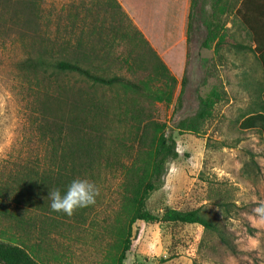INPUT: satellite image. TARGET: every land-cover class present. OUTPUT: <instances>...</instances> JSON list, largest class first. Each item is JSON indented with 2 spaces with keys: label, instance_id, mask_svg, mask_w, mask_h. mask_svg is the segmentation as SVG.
<instances>
[{
  "label": "rangeland",
  "instance_id": "rangeland-1",
  "mask_svg": "<svg viewBox=\"0 0 264 264\" xmlns=\"http://www.w3.org/2000/svg\"><path fill=\"white\" fill-rule=\"evenodd\" d=\"M38 1L40 33L56 45L68 42V57L75 55L73 48L78 44L84 49L94 45L88 29L96 16H103L107 0ZM19 29L0 19V182L25 164H47L42 159L50 152L39 130V87L32 75L19 71L18 64L31 54L28 38H18ZM204 37L205 31L193 34L171 102L155 103V118L165 124V134L176 140L178 157L168 161L163 185L151 194L147 206L155 214L167 207L204 208L219 222L236 251L199 224L138 221L124 264H264V223L257 222L253 212L257 203L264 201V136L238 128L242 117L259 100L264 76L250 51L233 48L234 42H245L247 38L237 24L222 32L224 43L217 51L200 46ZM115 45L110 54L126 52L122 43ZM108 70L110 74H125L116 66ZM62 80L70 84L79 79L73 75L63 76ZM213 88L219 98L211 104L198 130H179V121L196 113L198 97L207 96ZM96 95L106 100L122 96V91L97 86ZM104 124L111 136L124 134L122 122L107 119ZM121 162L126 163V158L122 157ZM121 169L116 163L102 165L86 177L96 184L99 195L77 220H66L58 232L42 239L30 232V240L26 241L39 247L33 251L38 261L115 264L118 229L125 216ZM215 188L229 199L227 214L208 198ZM9 226L8 221L0 222V239L12 235Z\"/></svg>",
  "mask_w": 264,
  "mask_h": 264
},
{
  "label": "trees",
  "instance_id": "trees-1",
  "mask_svg": "<svg viewBox=\"0 0 264 264\" xmlns=\"http://www.w3.org/2000/svg\"><path fill=\"white\" fill-rule=\"evenodd\" d=\"M195 1L192 0L193 7ZM211 1L210 16L200 17L206 28L200 46L220 49L224 43L221 30L231 13L232 26L237 24L247 36L245 42H234L233 48L250 51L264 76V0ZM105 4L103 16H96L88 29L94 45L84 49L78 44L73 48L75 55L68 57V42L56 45L40 33L38 0H0V19L16 24L20 27L18 38L29 40L31 54L18 66L25 75H32L39 87V130L50 146L49 157L42 159L47 164H25L0 182V222L8 221L9 228L14 229H10L11 236L0 239V264H42L33 255L39 247L26 241L30 240V232L42 239L50 232H58L66 220H77L86 208L76 209L71 216L51 211L47 197L50 189L63 192L73 179L86 178L97 167L115 163L122 168L125 208L118 229L115 264H124L133 226L138 221L199 224L236 251L219 222L210 218L204 208L167 207L161 214L148 208L151 194L163 185L168 161L178 157L176 140L165 134V124L155 118V103L171 102L177 79L117 1L107 0ZM203 12V7L199 8V13ZM116 42L122 43L126 52L110 54ZM99 53L102 57H98ZM110 66L125 74L108 73ZM73 75L79 80L70 84L62 80L63 76ZM185 80L183 76L182 83ZM97 86L120 88L122 96L105 100L96 95ZM258 95L259 100L242 117L238 128L264 136V87ZM218 98L214 88L207 96H199L196 113L180 120L177 128L197 131ZM107 119L122 122L124 134L111 136L105 129ZM122 157L126 163L121 162ZM208 198L227 214L230 202L220 188L210 190Z\"/></svg>",
  "mask_w": 264,
  "mask_h": 264
},
{
  "label": "crops",
  "instance_id": "crops-1",
  "mask_svg": "<svg viewBox=\"0 0 264 264\" xmlns=\"http://www.w3.org/2000/svg\"><path fill=\"white\" fill-rule=\"evenodd\" d=\"M175 77L183 73L187 48L195 32L205 31L201 15L212 13L211 0H116ZM203 7V13L199 8ZM225 14L223 15V19ZM232 14L222 32L231 30ZM213 45V44H212Z\"/></svg>",
  "mask_w": 264,
  "mask_h": 264
},
{
  "label": "clouds",
  "instance_id": "clouds-1",
  "mask_svg": "<svg viewBox=\"0 0 264 264\" xmlns=\"http://www.w3.org/2000/svg\"><path fill=\"white\" fill-rule=\"evenodd\" d=\"M98 195L99 189L93 181L87 178H76L63 192L59 188L50 189L47 197L51 211L71 216L76 209L94 204ZM253 212L257 222L264 223V201L258 202Z\"/></svg>",
  "mask_w": 264,
  "mask_h": 264
}]
</instances>
